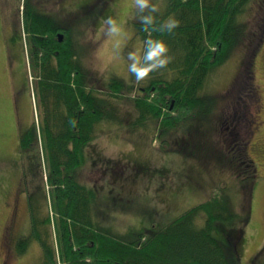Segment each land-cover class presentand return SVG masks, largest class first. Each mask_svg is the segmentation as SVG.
<instances>
[{
	"label": "rangeland",
	"instance_id": "rangeland-1",
	"mask_svg": "<svg viewBox=\"0 0 264 264\" xmlns=\"http://www.w3.org/2000/svg\"><path fill=\"white\" fill-rule=\"evenodd\" d=\"M59 1L30 3L54 15L63 6L87 1L86 9L58 19L56 25L68 30L62 31L68 39L59 32L57 41L64 42V37L72 46L74 58L88 73L86 81L96 86L93 94L104 91L107 94L101 97H111L114 117L97 125L98 136L85 143L74 171L58 173V180L48 185L42 107L33 94L36 80L29 74L26 51L10 36L17 26L26 35L24 3L0 0V264H46L44 251L49 247L53 255L49 253L47 264H66L58 246L61 227L56 210L69 200L63 189L72 187L86 195L92 192L94 227L116 238L126 232L145 234L141 245L156 236L152 230L167 226L190 208L212 198L223 200V210L233 216L231 225L239 232L238 261L264 264V11L261 19L254 8L249 14L246 5L239 15L248 40L236 44L208 70L198 91L202 99L212 100L208 110L204 107L195 114L184 107L180 116L161 126V116H143L134 107L140 99L155 100L157 85L137 82L127 70V53L140 51L155 33H136L133 0ZM152 3L161 9L154 15H167L168 0ZM108 17L121 25L124 35H106L103 21ZM112 77L122 83L119 91L106 90ZM174 102L171 99L168 107ZM169 108L163 106L162 112ZM24 131H31L37 139L36 145L32 142L35 148L43 150H38L40 179L29 171L28 156L20 150ZM242 156L245 159L239 162ZM242 163L252 165L251 180L243 175ZM138 167H145L144 173L136 171ZM205 217L203 211L193 214L194 227H203Z\"/></svg>",
	"mask_w": 264,
	"mask_h": 264
},
{
	"label": "trees",
	"instance_id": "trees-1",
	"mask_svg": "<svg viewBox=\"0 0 264 264\" xmlns=\"http://www.w3.org/2000/svg\"><path fill=\"white\" fill-rule=\"evenodd\" d=\"M30 2L23 0L21 13L26 35L23 36L17 26L16 34L10 36L13 40H19L22 52L26 51L29 74L36 80L33 94L36 104L42 107L40 125L43 136L47 138L44 150L47 162L49 160V185L58 180V173L74 171L85 143L98 136L97 125L112 119L115 111L111 97L106 100L100 96L107 92L101 91L99 96L93 94L96 86L91 80L86 81L88 73L82 71L72 54V46L66 44L64 37L68 39L65 35L68 30L56 25L64 15L72 16L76 9H86L87 1L70 8L63 6L59 11H53L55 16ZM246 5L249 14L254 8L262 17L264 0H168L167 15H155L157 24L170 16L179 20L180 25L172 34L155 32L152 35L153 39L163 40L167 44L172 60L166 68L153 72L147 79L148 86L157 85L155 100L148 102L144 98L135 103L134 107L141 115L151 114L153 118L161 116L162 126L163 122L180 116L184 107H190V113L195 114V110L204 107L205 111L208 110L207 106L213 103L212 100L209 96L202 99L198 91L212 66L223 61L236 44H246L248 35L245 22L239 18ZM104 9L101 8V13L107 14ZM18 15L16 13L17 23ZM133 24L137 34L143 32L138 20ZM58 31L65 32H62V43L57 41ZM111 80L106 85L109 88L105 86L106 90L119 91L123 86L119 78L112 77ZM173 98L175 102L169 108ZM163 106L169 111L162 112ZM32 142L37 144L36 136L31 131H24L20 150L28 156L26 162L29 171L40 179L42 157L40 153L38 155V150L41 153L43 150L41 146L35 148ZM242 157L239 162L245 159ZM242 168L245 178L251 180L255 174L252 165L245 167L242 163ZM145 169L138 167L136 171L144 173ZM63 192L69 196V200L55 210L59 214L58 227H61L59 251L65 256L61 257L66 264H240L236 249L239 232L235 231L236 226L231 225L233 216L224 212L226 205L223 200L212 198L190 208L167 226L152 230L157 232L156 236L149 244L141 245L139 240L145 234L134 236L126 232L125 237L116 238L94 227L92 198L89 197L93 195L91 191L86 195L72 187L63 189ZM199 211L205 212L206 222L198 229L192 222L193 214ZM49 249L44 251L46 264L51 261L49 253L53 255L52 249Z\"/></svg>",
	"mask_w": 264,
	"mask_h": 264
},
{
	"label": "clouds",
	"instance_id": "clouds-1",
	"mask_svg": "<svg viewBox=\"0 0 264 264\" xmlns=\"http://www.w3.org/2000/svg\"><path fill=\"white\" fill-rule=\"evenodd\" d=\"M133 7L136 10L135 19H138L144 32H159L172 34L179 27L180 21L169 17L157 24L154 14L161 11L152 0H133ZM105 33L108 36L124 35L123 28L112 17L103 21ZM167 44L160 39L147 38L144 40L140 51H129L127 53V70L137 82L150 78L153 72H158L167 67L172 57L169 56Z\"/></svg>",
	"mask_w": 264,
	"mask_h": 264
},
{
	"label": "water",
	"instance_id": "water-1",
	"mask_svg": "<svg viewBox=\"0 0 264 264\" xmlns=\"http://www.w3.org/2000/svg\"><path fill=\"white\" fill-rule=\"evenodd\" d=\"M61 36H62L61 34H58V39H59V40H60Z\"/></svg>",
	"mask_w": 264,
	"mask_h": 264
},
{
	"label": "flooded vegetation",
	"instance_id": "flooded-vegetation-1",
	"mask_svg": "<svg viewBox=\"0 0 264 264\" xmlns=\"http://www.w3.org/2000/svg\"><path fill=\"white\" fill-rule=\"evenodd\" d=\"M259 132H260V131H259ZM259 132H258V133H259Z\"/></svg>",
	"mask_w": 264,
	"mask_h": 264
}]
</instances>
